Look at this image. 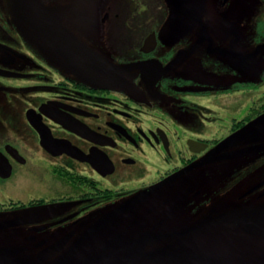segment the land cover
I'll list each match as a JSON object with an SVG mask.
<instances>
[{
  "label": "flooded vegetation",
  "instance_id": "af4514ba",
  "mask_svg": "<svg viewBox=\"0 0 264 264\" xmlns=\"http://www.w3.org/2000/svg\"><path fill=\"white\" fill-rule=\"evenodd\" d=\"M120 1L0 0V264L254 263L264 64L187 0Z\"/></svg>",
  "mask_w": 264,
  "mask_h": 264
},
{
  "label": "rangeland",
  "instance_id": "374dc122",
  "mask_svg": "<svg viewBox=\"0 0 264 264\" xmlns=\"http://www.w3.org/2000/svg\"><path fill=\"white\" fill-rule=\"evenodd\" d=\"M102 0H94L96 5H94V10L96 14V7ZM120 1V0H118ZM169 4L172 0H168ZM174 1V0H173ZM188 1V11L189 19L185 28L182 27L183 32L188 35H208L215 39L221 40L223 42V47L227 48L234 44V52L240 55L239 57L245 61L241 60L236 68L238 73L243 77H248V65H256L262 67L264 64V49L260 51L259 57H254L249 59L248 56L254 53L258 46V40L264 41V33L261 37H256L255 41V26H257L258 21H264V0H233L230 5L225 9V11L218 10V5L221 0H187ZM239 1L241 4L239 8L236 7V2ZM120 1L122 5H125ZM130 2H134L130 0ZM126 3V2H125ZM132 7V8H131ZM130 9L134 10L137 7L135 4H131ZM152 26L146 27L143 33L152 30ZM168 29V24L161 28V33H166ZM264 32V31H262ZM93 33V32H92ZM92 33H87L86 37L92 35ZM234 42V44H233ZM264 43V42H262ZM237 60V59H236ZM234 63V62H233ZM245 65V66H244ZM258 98V95H257ZM263 156L260 158L256 157L255 161H262ZM264 178V164L255 170L254 180H259ZM254 263L252 264H264V241L256 243ZM146 264V263H145Z\"/></svg>",
  "mask_w": 264,
  "mask_h": 264
},
{
  "label": "water",
  "instance_id": "95a60500",
  "mask_svg": "<svg viewBox=\"0 0 264 264\" xmlns=\"http://www.w3.org/2000/svg\"><path fill=\"white\" fill-rule=\"evenodd\" d=\"M225 1H228V0H225ZM80 0H75V3H76V7H75V13H76V16L78 15V7H79V3ZM152 40H148L146 41L145 43V48L144 50H147V51H150L153 47H148L150 45ZM262 49H264V46L261 47ZM258 54V52L256 53V55ZM256 124L257 125H260V124H263L264 123V114L262 116H260L259 118H257L256 120ZM228 140H226L225 143H223L222 145H220L217 149H215V151L212 153L213 155L214 154H219L221 153L223 150L229 148L233 143V138L227 142ZM249 218H242L240 220H236L235 223H245L246 224V227H245V231L247 232H250V233H256V234H260L261 235H264V221L262 220V222H258L256 224H249ZM21 221H19L20 223ZM14 224H18L17 223H14ZM49 252H55V250H49ZM165 258V254L164 253H156L154 256H153V262L155 263H159L160 261H163V259Z\"/></svg>",
  "mask_w": 264,
  "mask_h": 264
},
{
  "label": "trees",
  "instance_id": "16d2710c",
  "mask_svg": "<svg viewBox=\"0 0 264 264\" xmlns=\"http://www.w3.org/2000/svg\"><path fill=\"white\" fill-rule=\"evenodd\" d=\"M133 1H134L132 2L133 4L138 5L141 0H133Z\"/></svg>",
  "mask_w": 264,
  "mask_h": 264
}]
</instances>
